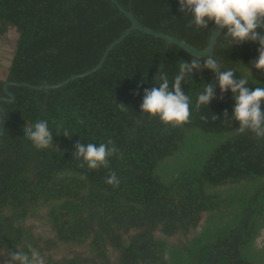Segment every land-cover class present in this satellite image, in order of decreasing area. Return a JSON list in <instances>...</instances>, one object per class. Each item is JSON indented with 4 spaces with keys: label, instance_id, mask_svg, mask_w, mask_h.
<instances>
[{
    "label": "trees",
    "instance_id": "obj_1",
    "mask_svg": "<svg viewBox=\"0 0 264 264\" xmlns=\"http://www.w3.org/2000/svg\"><path fill=\"white\" fill-rule=\"evenodd\" d=\"M117 1L143 25L206 44L210 31L187 27L178 0ZM129 26L110 0H0V33H17L0 96L5 81L52 84L89 69ZM257 47H231L221 32L213 55L254 89L264 87V71L249 63ZM192 57L132 30L87 75L54 88L8 85L14 100L0 101V264L30 249L45 264H264V138L237 132L231 91L221 99L217 86L197 110L215 74L194 70L181 84L191 100L187 123L173 127L140 108L144 89L159 87V71L171 87L180 61ZM39 120L53 135L45 149L24 136ZM109 139L123 158L110 156L107 168L90 170L73 156L77 141ZM110 171L118 187L105 182Z\"/></svg>",
    "mask_w": 264,
    "mask_h": 264
},
{
    "label": "clouds",
    "instance_id": "obj_2",
    "mask_svg": "<svg viewBox=\"0 0 264 264\" xmlns=\"http://www.w3.org/2000/svg\"><path fill=\"white\" fill-rule=\"evenodd\" d=\"M178 2L179 11L191 17L187 27L195 26L196 29H206L211 32L218 28L223 32L226 44L231 47L245 42L258 44L256 49L258 55L249 63L252 68L264 71V0H178ZM210 22L213 24V29L209 28ZM203 69L215 74V83H206L203 90L198 93L196 109L199 110L202 105H208L212 99L216 98L217 86L221 99L223 94L230 90L234 101L232 119L239 122L237 132L251 131L256 137L264 138V109L261 107L264 104V87L258 86L254 89L248 87V75L242 74L237 77L236 69H223L221 63L211 53H206L203 58L193 54L190 62L181 60L178 65V74L174 76L171 87L167 74L159 71L154 77L159 87L144 89L140 105L142 112L158 116L163 123L171 124L173 127L187 123L191 115V100L182 90L181 84L186 78L192 76L194 70ZM118 107L126 110L122 103H118ZM224 116H228L227 110L224 111ZM216 119L218 117L214 115L213 120ZM63 135L69 136L67 130ZM24 136L31 140L37 149L52 146L53 135L46 120L26 124ZM74 147L76 151L73 156L76 159L82 158L90 170L99 169L102 166L107 168L108 158L119 153L111 139L98 146L94 143L85 145L77 141ZM118 158L122 159L123 154L119 153ZM80 166L84 167V164ZM105 182L117 187L120 183L114 171H110ZM30 251L31 255L23 251L10 252L6 264H45L44 258L38 251L35 249Z\"/></svg>",
    "mask_w": 264,
    "mask_h": 264
},
{
    "label": "water",
    "instance_id": "obj_3",
    "mask_svg": "<svg viewBox=\"0 0 264 264\" xmlns=\"http://www.w3.org/2000/svg\"><path fill=\"white\" fill-rule=\"evenodd\" d=\"M116 8L122 12L130 21V26L127 27L116 39H114L111 43H109L106 48L104 49L101 57L99 58L98 62L90 67L89 69L71 74L70 76L64 78L63 80L57 82V83H52V84H31L28 82L20 81H5L2 85V88L6 94V96H0V101L1 100H6V101H12L14 100V95L7 89L8 85L14 84V85H22V86H27L33 89H40V88H54L63 85L64 83L68 82L71 79L81 77L84 75H87L91 73L92 71L98 69L102 62L104 61L107 53L117 44L119 43L130 31L132 30H138L142 33H145L147 35H151L157 38L164 39L167 43H172L179 47L182 51L186 52L187 54H190L193 56V54L200 55L203 57L206 53H214V46L216 44L217 38L220 35L221 30L220 29H214L213 32H209L207 41L204 47L202 48H197L190 43L186 42L185 40L174 36L172 34H169L167 32L161 31V30H156L153 28H150L146 25H143L136 17L135 15L128 9H126L124 6H122L117 0H110ZM213 29V26L212 28ZM219 33V34H218ZM5 111L3 107L0 104V135L3 133V128L5 124Z\"/></svg>",
    "mask_w": 264,
    "mask_h": 264
},
{
    "label": "crops",
    "instance_id": "obj_4",
    "mask_svg": "<svg viewBox=\"0 0 264 264\" xmlns=\"http://www.w3.org/2000/svg\"><path fill=\"white\" fill-rule=\"evenodd\" d=\"M6 47L4 46L3 48L2 43L0 41V80H4L6 77L8 65L12 54L11 45L6 44Z\"/></svg>",
    "mask_w": 264,
    "mask_h": 264
},
{
    "label": "rangeland",
    "instance_id": "obj_5",
    "mask_svg": "<svg viewBox=\"0 0 264 264\" xmlns=\"http://www.w3.org/2000/svg\"><path fill=\"white\" fill-rule=\"evenodd\" d=\"M16 38H17V33L13 29H9L4 34L3 33L2 34L0 33V41L2 43L3 48H4V46L6 47V44H8V45L10 44L11 47H12L11 49L13 50ZM6 48H8V47H6Z\"/></svg>",
    "mask_w": 264,
    "mask_h": 264
}]
</instances>
